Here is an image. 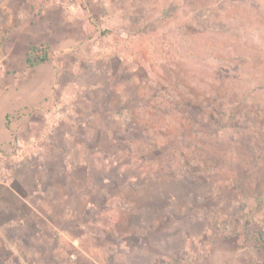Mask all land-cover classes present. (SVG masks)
<instances>
[{
    "label": "rangeland",
    "instance_id": "rangeland-1",
    "mask_svg": "<svg viewBox=\"0 0 264 264\" xmlns=\"http://www.w3.org/2000/svg\"><path fill=\"white\" fill-rule=\"evenodd\" d=\"M0 60V264H264V0H0Z\"/></svg>",
    "mask_w": 264,
    "mask_h": 264
},
{
    "label": "trees",
    "instance_id": "trees-1",
    "mask_svg": "<svg viewBox=\"0 0 264 264\" xmlns=\"http://www.w3.org/2000/svg\"><path fill=\"white\" fill-rule=\"evenodd\" d=\"M50 60V48L47 44L32 45L26 53V63L29 67L34 68ZM144 149L151 148V145L145 143ZM263 241L262 233L258 234Z\"/></svg>",
    "mask_w": 264,
    "mask_h": 264
},
{
    "label": "built area",
    "instance_id": "built-area-1",
    "mask_svg": "<svg viewBox=\"0 0 264 264\" xmlns=\"http://www.w3.org/2000/svg\"><path fill=\"white\" fill-rule=\"evenodd\" d=\"M4 64L3 61L0 60V74L3 72ZM9 152H6L3 146L0 145V186H2L5 183V176L4 171L6 167V162L8 161V154ZM12 158L16 159V157L20 154H27V151H25V148L23 147V144L19 141L13 142L11 146V152ZM24 157V156H23Z\"/></svg>",
    "mask_w": 264,
    "mask_h": 264
},
{
    "label": "crops",
    "instance_id": "crops-1",
    "mask_svg": "<svg viewBox=\"0 0 264 264\" xmlns=\"http://www.w3.org/2000/svg\"><path fill=\"white\" fill-rule=\"evenodd\" d=\"M6 185H7V183L5 181V183L2 186H0V189L4 188Z\"/></svg>",
    "mask_w": 264,
    "mask_h": 264
}]
</instances>
